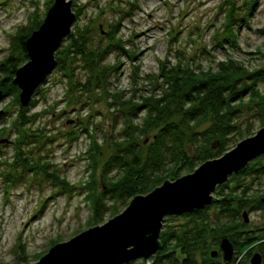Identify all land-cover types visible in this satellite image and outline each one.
I'll list each match as a JSON object with an SVG mask.
<instances>
[{
    "label": "rangeland",
    "instance_id": "rangeland-1",
    "mask_svg": "<svg viewBox=\"0 0 264 264\" xmlns=\"http://www.w3.org/2000/svg\"><path fill=\"white\" fill-rule=\"evenodd\" d=\"M53 1L0 0V64L7 67V72L0 70V79L11 70L14 61L22 58L18 32L24 28L37 29ZM71 1L75 3L71 31L82 26L90 28L92 42L89 46L100 43L102 49L117 43L116 39L108 37V32L119 16L124 15L118 31L124 44L122 50L110 49L103 61L113 66L112 87L123 91L124 98H128L134 87L146 89L148 84L142 76L156 72L161 60L175 62L177 55L189 61L195 59L207 67L230 54L249 69L264 68V0ZM228 15L234 20L236 43L233 44L223 39L227 35ZM68 42L67 35L56 51ZM7 56L11 57L9 64L4 61ZM82 65L80 60L71 65L74 79L86 77L87 71ZM64 72L69 73V69L64 71L56 65L38 85L32 96L36 102L24 114L30 120L24 127L29 134L25 138L18 123L20 104L11 94L0 97V112L4 111L0 113V139L9 140L0 142V264H33L55 243L114 216L107 211L95 223L90 204L104 197L101 168L113 152L107 138L114 132L113 125L121 123V114L113 111V105H109L100 88L93 87L89 95H80L75 90L68 94ZM134 72L140 76L135 77L136 82L132 80ZM258 86L264 91V82L259 81ZM207 121L198 129H204ZM254 127L257 130V121ZM85 128L92 132V137ZM26 138L34 142L23 144ZM92 138L100 144L97 150L95 146L90 147ZM17 149L21 155L16 156ZM92 158L96 160L95 181L90 173ZM22 159L29 160L27 168ZM54 178L57 182L68 181L70 188L64 189ZM90 185L93 192L89 190ZM254 187L251 194L264 197V174L254 180ZM130 200L117 202L116 214ZM110 202L107 200V204ZM254 203L243 210L249 217L245 229L257 232L264 227V207L251 209ZM185 220V217L168 218L162 222L161 230ZM261 244L262 250L259 244L237 251L239 261L247 260L255 250H261L264 256V242ZM196 260L197 264L210 261L207 253L200 251L196 253ZM214 261L222 264L220 256ZM131 264L144 262L132 261Z\"/></svg>",
    "mask_w": 264,
    "mask_h": 264
},
{
    "label": "trees",
    "instance_id": "trees-1",
    "mask_svg": "<svg viewBox=\"0 0 264 264\" xmlns=\"http://www.w3.org/2000/svg\"><path fill=\"white\" fill-rule=\"evenodd\" d=\"M73 6L75 3H72V10ZM123 17L119 16L116 25H112L113 28L108 32V37L116 39L117 43L102 49L100 43L89 46L92 42L89 37L91 29L82 26L71 31L68 44L54 54L57 67L64 71L69 69V73L64 72L68 94L75 90L80 95H89L93 87L100 88L109 105H113V111L121 114V123L119 126L116 123L113 125L114 132L107 138L113 152L101 168L100 181L103 183L104 197L93 202L92 206L90 204L95 223L107 211L115 215L117 209L114 205L117 202L146 194L164 180L176 179L204 161L221 156L242 139L255 134L264 122V91L258 86L259 81L264 82V68L249 69L243 61L236 60L230 54L211 62L207 67L195 59L189 61L178 55L175 62L161 60L156 72L142 76L148 87H134L128 98H124L123 91L112 87L113 75L110 72L113 66L103 64L110 49L122 50L124 44L118 31ZM229 18L225 29L227 35L223 39L233 44L236 43V33L232 26L234 20L232 16ZM24 29L17 34L22 58L18 62L14 61L10 65L11 70L0 79V97L11 94L17 104H20V90L12 80L15 71L28 61L25 41L35 30ZM10 60L9 56L4 59L8 64ZM79 60L87 71L83 80L74 79L73 76L74 67L71 65ZM1 69L7 72L2 62ZM135 77L140 78L137 72H134V76L132 74L133 82H136ZM34 102L36 100L31 98L27 106L19 105L18 123L23 131L30 121L24 114ZM244 112L251 115L244 116ZM206 119V127L199 130ZM114 120L117 121V118ZM255 121L258 123L257 130H254ZM85 130L92 137V132L88 128ZM22 134L24 138L29 136L25 131ZM29 140L23 139L22 143L34 142ZM99 145L97 140L91 139L90 147L95 146L97 150ZM17 150L16 156L21 155ZM22 161L24 168H27L29 160ZM95 163L96 160L92 158V181H95ZM263 174L264 154L254 158L245 169L230 175L224 184L219 185L214 193L218 198L216 202L189 213L166 216L163 221L174 217H185L186 220L180 225L165 226L161 230V248L150 264H197L196 253L199 251L207 253L210 261L205 264H217L214 261L217 259L211 258L209 251L217 247L224 235L232 244L235 254L229 263L221 260L222 264H250V257L240 262L236 252L259 244L262 250L264 227L258 228L257 232L246 230L241 213L251 202H255L251 209L264 207V197L251 194L255 189L254 180ZM55 181L66 190L70 188L68 181ZM89 187L87 189L93 192V186ZM107 200L112 202L107 204ZM261 250L258 251L263 264Z\"/></svg>",
    "mask_w": 264,
    "mask_h": 264
},
{
    "label": "water",
    "instance_id": "water-1",
    "mask_svg": "<svg viewBox=\"0 0 264 264\" xmlns=\"http://www.w3.org/2000/svg\"><path fill=\"white\" fill-rule=\"evenodd\" d=\"M74 20L72 1L54 0L40 26L26 39L28 61L15 71L12 80L20 90L21 106L28 105L38 85L56 66L55 51L69 35ZM263 154L264 125L192 172L166 179L148 193L135 195L120 213L104 223L55 243L33 264H127L137 258L150 264L161 248L159 237L165 216L189 213L216 202V188ZM241 216L247 223L248 212L243 210ZM218 251L224 262L231 261L233 247L227 236L220 238L217 249L209 251L210 257L214 258ZM249 263L261 264V253L254 251Z\"/></svg>",
    "mask_w": 264,
    "mask_h": 264
},
{
    "label": "flooded vegetation",
    "instance_id": "flooded-vegetation-1",
    "mask_svg": "<svg viewBox=\"0 0 264 264\" xmlns=\"http://www.w3.org/2000/svg\"><path fill=\"white\" fill-rule=\"evenodd\" d=\"M218 248V245H217V247L216 248H214V249H217ZM256 251V250H255ZM258 251V250H257ZM234 252H235V250L233 249V253H232V258H233V256H234ZM157 254V253H156ZM155 254V255H156ZM155 255H154V258H155ZM219 256L221 257V260H223L222 259V254H221V252L220 251H218V253H217V255L214 257V258H219ZM251 257V256H250ZM232 258H231V260H232ZM132 261H143L144 262V264H147V262H146V260H144V259H142V258H137V259H135V260H132ZM132 261H130L129 263H127V264H131V262Z\"/></svg>",
    "mask_w": 264,
    "mask_h": 264
}]
</instances>
